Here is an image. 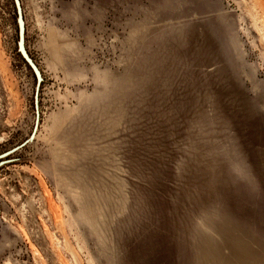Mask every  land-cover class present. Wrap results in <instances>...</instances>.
Listing matches in <instances>:
<instances>
[{
    "label": "rangeland",
    "instance_id": "374dc122",
    "mask_svg": "<svg viewBox=\"0 0 264 264\" xmlns=\"http://www.w3.org/2000/svg\"><path fill=\"white\" fill-rule=\"evenodd\" d=\"M21 2L0 264H264V0Z\"/></svg>",
    "mask_w": 264,
    "mask_h": 264
},
{
    "label": "water",
    "instance_id": "95a60500",
    "mask_svg": "<svg viewBox=\"0 0 264 264\" xmlns=\"http://www.w3.org/2000/svg\"><path fill=\"white\" fill-rule=\"evenodd\" d=\"M17 11H18V17H19V51L23 55V57L26 59V61L30 64V66L33 68V70L36 73L37 79H38V84L43 80V77L41 75V72L36 65V63L33 61V59L29 56L26 46H25V23H24V14L22 10V2L21 0H14ZM15 150V149H13ZM9 153V152H8ZM7 154V153H6Z\"/></svg>",
    "mask_w": 264,
    "mask_h": 264
},
{
    "label": "bare ground",
    "instance_id": "6f19581e",
    "mask_svg": "<svg viewBox=\"0 0 264 264\" xmlns=\"http://www.w3.org/2000/svg\"><path fill=\"white\" fill-rule=\"evenodd\" d=\"M22 10H23V8H22ZM24 19V18H23ZM24 23H25V20H24ZM39 68V67H38ZM40 70V69H39ZM40 72H41V70H40ZM41 75H42V72H41ZM42 77H43V75H42Z\"/></svg>",
    "mask_w": 264,
    "mask_h": 264
},
{
    "label": "crops",
    "instance_id": "0c3cea01",
    "mask_svg": "<svg viewBox=\"0 0 264 264\" xmlns=\"http://www.w3.org/2000/svg\"><path fill=\"white\" fill-rule=\"evenodd\" d=\"M184 16H186V15H184ZM227 34H228V32H227Z\"/></svg>",
    "mask_w": 264,
    "mask_h": 264
},
{
    "label": "trees",
    "instance_id": "16d2710c",
    "mask_svg": "<svg viewBox=\"0 0 264 264\" xmlns=\"http://www.w3.org/2000/svg\"><path fill=\"white\" fill-rule=\"evenodd\" d=\"M20 52V51H19ZM21 53V52H20ZM22 55V54H21ZM25 59V58H24Z\"/></svg>",
    "mask_w": 264,
    "mask_h": 264
}]
</instances>
